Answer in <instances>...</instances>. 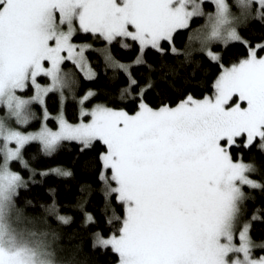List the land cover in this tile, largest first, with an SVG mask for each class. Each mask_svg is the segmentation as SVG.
<instances>
[{
  "label": "snow or ice",
  "instance_id": "6c2138e0",
  "mask_svg": "<svg viewBox=\"0 0 264 264\" xmlns=\"http://www.w3.org/2000/svg\"><path fill=\"white\" fill-rule=\"evenodd\" d=\"M194 19L202 23L192 27ZM250 20L264 29V0H208L207 7L205 0H0V264H45L34 249L16 245L8 227L13 200L28 186L12 163L28 169V180L37 173L72 177L61 164L33 168L24 155L35 142L53 157L71 141L81 154L95 149L77 161L95 179L80 185L74 207L82 223L95 225L92 247L110 250L114 264H264L251 236L264 214L259 206L250 210L255 196L246 191L264 192L252 175L261 170L254 150L264 156V30L243 35ZM178 30L187 32L182 46ZM229 42L245 52L225 62L213 45ZM114 45L135 46V57L118 59ZM146 50L158 55L156 65L144 59ZM195 51L219 65L200 97L174 82L177 65ZM92 53L112 69L110 79L123 74L116 106L96 100L95 89H80L81 78L98 76ZM133 65L147 66L143 79ZM153 89L157 98L150 101ZM93 184L103 197L99 217L85 207ZM48 191L45 213L69 222L55 188Z\"/></svg>",
  "mask_w": 264,
  "mask_h": 264
},
{
  "label": "trees",
  "instance_id": "16d2710c",
  "mask_svg": "<svg viewBox=\"0 0 264 264\" xmlns=\"http://www.w3.org/2000/svg\"><path fill=\"white\" fill-rule=\"evenodd\" d=\"M206 7L208 2L205 3ZM202 23V20L194 19L192 27ZM264 30L261 28V22L250 20L247 25L241 26V32L248 38L257 36ZM187 32L178 30L176 34L177 46H182V40L186 39ZM78 39H90V34H77ZM94 42V41H93ZM131 43V41H129ZM214 50L221 51L225 62H231L245 52L244 46L238 42H229L225 47L222 44H214ZM217 48V49H216ZM113 54L121 60H132L137 48L124 49L119 45L112 48ZM144 59L148 63L157 64L158 55L153 50H146ZM171 59V57H169ZM182 59V58H181ZM90 60L96 67L98 76L94 80L88 81L81 78L80 89L92 88L96 90V100L104 101L116 106L117 97L114 95L123 81V74L120 73L115 80L110 79L112 69H105L103 60L95 53L90 54ZM177 75L175 83L184 84L188 92L200 97L210 91L211 81L218 73L219 65L210 61L203 53L195 51L192 59L183 64L177 65ZM132 71L138 78L143 79L144 73L148 71L146 65H133ZM165 71H167L165 69ZM153 78L159 75L158 70H154ZM168 79H173L169 74ZM157 83L163 85L165 81L157 80ZM78 89V91L80 90ZM156 89L148 93V99L155 101L157 98ZM168 96L175 100L179 93L175 89L168 92ZM95 102V101H93ZM123 106V105H121ZM130 107V105H127ZM49 107H56V98L49 96ZM67 117L70 120L78 118L76 109L69 101L67 106ZM95 154V149L81 154L78 142H64L61 148L53 157L45 156L38 152V145L31 143L24 152L25 158L33 168L39 169L51 164H61L73 170L74 175L69 178L48 175L41 178L39 174L33 180H28L30 175L27 168L15 162L12 163L14 170H18L28 181L27 188L22 187L18 193V199L13 200L12 212L15 214L14 225L21 240L35 250V253L43 259L53 255L57 259H66L73 261V264H114V256L110 250L104 251L100 248L92 247V233L95 230L94 224L82 223L83 215L74 205L80 193V185L92 183L95 179L90 171L84 170L78 160H84L86 156ZM255 159L260 166V171L253 173V178L264 182V156L258 150H254ZM249 154L245 151L244 158L248 159ZM49 188H55V200L59 206L60 214L70 216V221L65 223L58 221L50 214L45 213V205L52 202V194ZM255 196L254 200L249 201L250 210L259 206L264 214V192L259 188L247 189ZM103 206V197L99 192L98 185L93 184V191L88 198L86 210L92 212L95 216L101 215L100 209ZM19 210V212H17ZM56 232V236L52 232ZM252 239L259 243L264 241V223L254 221L251 229ZM264 253V249L259 248L254 251V255L259 256Z\"/></svg>",
  "mask_w": 264,
  "mask_h": 264
},
{
  "label": "rangeland",
  "instance_id": "374dc122",
  "mask_svg": "<svg viewBox=\"0 0 264 264\" xmlns=\"http://www.w3.org/2000/svg\"><path fill=\"white\" fill-rule=\"evenodd\" d=\"M206 2H208V0H205V3H206ZM205 5H206V4H205ZM78 34H84V33H78ZM32 143H35V142H32ZM13 163H15V162H13ZM12 165H13V164H12ZM12 165H11V166H12ZM12 167H14V166H12ZM12 206H13V204H12ZM12 206H11V208H10L9 211H8V215H7V223H8V227H9L10 231H11V232L14 234V236H15V244L18 245V246H27V247L31 248V247L28 246L26 243H24L23 240L20 239L19 234L17 233V230H16L15 225H14L15 214L12 212ZM8 243H9V241L7 240V237H5L4 244L7 246ZM259 248H261V247L259 246V243H257V247H255V248L253 249V253H254L255 250H257V249H259ZM35 258H36L37 261L45 260V259L41 258L39 255H37V254H36V257H35Z\"/></svg>",
  "mask_w": 264,
  "mask_h": 264
},
{
  "label": "clouds",
  "instance_id": "9594fccd",
  "mask_svg": "<svg viewBox=\"0 0 264 264\" xmlns=\"http://www.w3.org/2000/svg\"><path fill=\"white\" fill-rule=\"evenodd\" d=\"M45 264H73V261L66 259H57L55 255L44 260Z\"/></svg>",
  "mask_w": 264,
  "mask_h": 264
},
{
  "label": "bare ground",
  "instance_id": "6f19581e",
  "mask_svg": "<svg viewBox=\"0 0 264 264\" xmlns=\"http://www.w3.org/2000/svg\"><path fill=\"white\" fill-rule=\"evenodd\" d=\"M217 49V48H216Z\"/></svg>",
  "mask_w": 264,
  "mask_h": 264
}]
</instances>
